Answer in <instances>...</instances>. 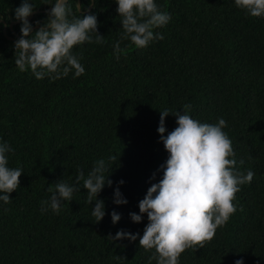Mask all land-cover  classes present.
<instances>
[{
    "label": "trees",
    "instance_id": "16d2710c",
    "mask_svg": "<svg viewBox=\"0 0 264 264\" xmlns=\"http://www.w3.org/2000/svg\"><path fill=\"white\" fill-rule=\"evenodd\" d=\"M77 1V0H76ZM34 8L43 0H29ZM171 15L167 25L154 31L164 36L138 49L129 40L119 59L113 52L123 29L116 0H68L76 16L91 12L105 43L74 46L85 72L74 77L37 79L31 70L14 64V39L20 21L2 30L0 22V143L13 149L8 166L22 168L19 187L9 193L11 203L0 201V264H149L154 250L145 251L137 240H111L119 230L143 234L148 223L138 203L148 187L163 175L160 165L168 153L157 127L160 111L188 113L202 123L227 122L223 129L232 141L237 168L254 172L250 184L240 186L233 203L237 210L214 239L195 251L187 249L179 264H264V17H252L234 0H155ZM21 0H0L4 22L14 17ZM47 11L29 19L33 31L48 19ZM71 19V17H70ZM15 33H14V32ZM94 36V34H92ZM172 131L176 116L165 117ZM115 155L108 179L98 194L105 215L95 222L87 190L64 201L59 214L50 208L47 188L63 181L71 185L77 169L87 173L94 162ZM153 173L155 176L153 177ZM126 204L113 203L117 181ZM3 194V193H0ZM116 211L115 224L110 213ZM117 256L123 258H117ZM156 264V261H151Z\"/></svg>",
    "mask_w": 264,
    "mask_h": 264
},
{
    "label": "clouds",
    "instance_id": "9594fccd",
    "mask_svg": "<svg viewBox=\"0 0 264 264\" xmlns=\"http://www.w3.org/2000/svg\"><path fill=\"white\" fill-rule=\"evenodd\" d=\"M235 6L244 10L252 17H264V0H234ZM116 12L122 17L120 21L123 32L120 40L113 46V52L119 59L126 54L127 46L121 48L120 41L129 40L136 48H146L154 40H163L164 36L155 32L168 24L171 15L162 11L155 0H116ZM41 4H52L46 13L48 19L33 31L28 17L34 6L29 0H21L19 7L14 9L15 20L20 21L21 36L13 44L14 64L21 71L31 70L37 79L48 76L59 79L74 70V77L84 74V66L80 56L73 53L74 46L84 43H105L104 36L98 34V20L95 14L87 12L76 16L68 0H43ZM95 6V0H93ZM82 5L75 0V12L79 13ZM71 17V19H70ZM4 17L0 16V20ZM4 26H7L5 23ZM94 34V36L92 35ZM192 105H183V114L171 112L169 109L160 111L157 132L168 153L166 161L160 165L163 170L162 178L148 187L143 199L138 203L139 214L129 213L130 219L141 222L147 215L148 223L143 234L130 233L124 230L110 236L111 240H137L139 247L145 251L154 250L149 256V264H179V258L187 249L195 251L211 242L219 227H223L237 210L233 201L240 186L250 184L254 172L245 174L237 168L244 164L234 158L235 152L232 141L223 131L227 122L219 118L215 124L202 123L192 118L188 113ZM176 116V124L172 131L165 127V117L169 114ZM13 149L9 144L0 143V201L11 203L9 193L20 185L22 168L8 166L7 153ZM115 155L108 157V162L99 159L87 173L77 169V175L71 185L63 181L56 182L47 188L51 193L48 200L41 201L40 211L50 208L59 214L62 203L73 199V194L82 187L87 190L86 202L91 204V215L99 222L105 215V204L97 199L105 185L112 186L108 179ZM155 173H153V177ZM123 180L117 181L113 193V203H127L119 190ZM113 224L120 220L116 211L110 213ZM117 258H123L117 256ZM235 264H243L237 259Z\"/></svg>",
    "mask_w": 264,
    "mask_h": 264
},
{
    "label": "water",
    "instance_id": "95a60500",
    "mask_svg": "<svg viewBox=\"0 0 264 264\" xmlns=\"http://www.w3.org/2000/svg\"><path fill=\"white\" fill-rule=\"evenodd\" d=\"M92 2H93V0H89V3H88V5H87V7L85 8V10H88V9L91 7ZM76 3L79 5V0H77ZM51 7H52V6H48V7L40 8V9H38V8H34L32 14L28 17V20L32 17V15H33L35 12H38V11H47V10L50 11ZM0 22H2V30L5 31L6 26H4V25H5L4 20H0ZM16 22H18V20L11 19V20L8 22L7 26H8L9 28H11V25H12L13 23H16ZM13 32H14V31H13ZM7 37L10 38V39H14V37H12V36H7ZM14 40L16 41V39H14Z\"/></svg>",
    "mask_w": 264,
    "mask_h": 264
},
{
    "label": "flooded vegetation",
    "instance_id": "af4514ba",
    "mask_svg": "<svg viewBox=\"0 0 264 264\" xmlns=\"http://www.w3.org/2000/svg\"><path fill=\"white\" fill-rule=\"evenodd\" d=\"M15 33V32H14ZM15 39V38H14Z\"/></svg>",
    "mask_w": 264,
    "mask_h": 264
}]
</instances>
